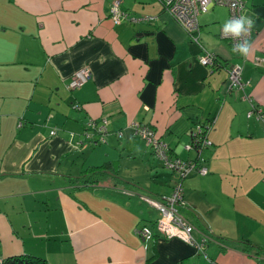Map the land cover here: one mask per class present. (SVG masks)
Wrapping results in <instances>:
<instances>
[{
	"label": "crops",
	"instance_id": "1",
	"mask_svg": "<svg viewBox=\"0 0 264 264\" xmlns=\"http://www.w3.org/2000/svg\"><path fill=\"white\" fill-rule=\"evenodd\" d=\"M113 1L0 0V262L264 264L243 244L264 248V123L247 118L251 106L264 113V66L254 63L264 59V0L242 3L255 21L248 58L219 37L226 6L199 17V45L161 0H120L127 18L117 24ZM206 53L214 65L200 62ZM232 64L242 67L239 91L227 88ZM82 68L90 78L70 90ZM88 120L105 123L104 142L85 139ZM197 123L211 125L208 173L183 182L179 213L204 247L157 233L143 242L135 230L157 212L141 196L168 197L177 178L159 170L136 126L189 160ZM101 165L118 181L78 183Z\"/></svg>",
	"mask_w": 264,
	"mask_h": 264
},
{
	"label": "built area",
	"instance_id": "2",
	"mask_svg": "<svg viewBox=\"0 0 264 264\" xmlns=\"http://www.w3.org/2000/svg\"><path fill=\"white\" fill-rule=\"evenodd\" d=\"M161 3L163 10L185 30L190 40L199 45L197 33L200 29L199 17L202 14L208 12L215 5H223L228 8L230 19L234 16H240L243 8L242 0H161ZM119 6L120 0H114L110 7V17L115 24L127 18V14L121 11ZM221 28L219 30V37L222 40L228 41L232 47L235 41L231 38H222L220 34ZM215 61L216 57L212 53H206L200 58V62L205 65H214ZM254 63L256 66H264V59L255 60ZM241 72L242 67L240 64H232L226 69V81L229 91H239L243 89L244 83L241 80ZM89 78L90 75L86 68L79 69L71 77L68 88L70 90L78 89L84 85ZM74 107L77 109L80 108L77 105H74ZM251 117L264 123V113L256 107H252L247 113V118ZM85 130L84 136L87 141H91L94 145L104 142L106 133L105 123L101 122L100 124H96L93 120H88L85 123ZM210 130V124L200 123L195 124L191 129L190 144L183 146V148L195 151L196 158L192 161L174 156V151L165 142L160 140L149 127L140 128L136 126V133L150 147L154 158L161 161L163 166L173 172L174 176L177 178L172 187L171 194L168 197L152 199L141 196L143 202L158 214V218H156L151 226L144 224L136 228L135 234L141 238L143 242L151 241L155 233H157L166 240L180 239L198 250L203 249L204 242L197 244L194 240L192 237L193 226L179 214L178 207L184 205L183 180L187 176H204L208 173L207 168L202 165V153L212 145L208 137ZM54 134L55 131H52L51 135ZM123 193L128 196L136 195V193L128 191Z\"/></svg>",
	"mask_w": 264,
	"mask_h": 264
},
{
	"label": "trees",
	"instance_id": "3",
	"mask_svg": "<svg viewBox=\"0 0 264 264\" xmlns=\"http://www.w3.org/2000/svg\"><path fill=\"white\" fill-rule=\"evenodd\" d=\"M242 2H243V0H242ZM252 107H254V106H251V108ZM200 124H203V123H200ZM195 158H196V154H195L194 159H189V160L194 161ZM108 170H109V168L105 165L89 168L86 171H84L81 174V176L77 179V180H79L78 183L80 182V184H82L85 187H87V186L91 187V186H94L96 184H99V183L106 181V180H109V179H112L113 181H118V178L115 177L112 173L111 174L108 173ZM171 174H173V172H171ZM191 176H194V175H191ZM191 176H187L183 180V182L186 179L190 178ZM127 191L133 192L131 190H124L123 192H127ZM183 201H184V205L178 207V212H179V208H183L186 206L184 195H183ZM243 244H244L245 248L248 250L254 249L253 252L256 255L264 253V248L255 246L251 242H249L248 240H243ZM0 264H47V262L44 259L39 258V257H34V256H30V255H18V256L6 257L5 259H3L0 262Z\"/></svg>",
	"mask_w": 264,
	"mask_h": 264
},
{
	"label": "clouds",
	"instance_id": "4",
	"mask_svg": "<svg viewBox=\"0 0 264 264\" xmlns=\"http://www.w3.org/2000/svg\"><path fill=\"white\" fill-rule=\"evenodd\" d=\"M255 21L247 15L234 16L224 22L221 28V37L224 39H233L235 43L231 52L244 58H248L252 44L250 36Z\"/></svg>",
	"mask_w": 264,
	"mask_h": 264
},
{
	"label": "rangeland",
	"instance_id": "5",
	"mask_svg": "<svg viewBox=\"0 0 264 264\" xmlns=\"http://www.w3.org/2000/svg\"><path fill=\"white\" fill-rule=\"evenodd\" d=\"M156 164H159V167H160L159 170H160V171H163V172H165L166 174H168V173L170 172L168 169H167V171H165V170H166L165 168H164L165 170L162 169L163 167H162V165H161V161H160V162H156ZM153 165H155V164H153ZM161 167H162V168H161ZM159 170H158V171H159ZM142 177H143V176H142ZM167 183H168V185L170 184V183H169V180L167 181ZM154 217H155V218H154ZM154 217H153L152 220L158 218V214H156ZM148 226H151V224L148 223Z\"/></svg>",
	"mask_w": 264,
	"mask_h": 264
},
{
	"label": "water",
	"instance_id": "6",
	"mask_svg": "<svg viewBox=\"0 0 264 264\" xmlns=\"http://www.w3.org/2000/svg\"><path fill=\"white\" fill-rule=\"evenodd\" d=\"M71 108H72V110H78V111H80V110H81V107H80L79 109H77V108H75V107H74V105H72V107H71Z\"/></svg>",
	"mask_w": 264,
	"mask_h": 264
}]
</instances>
